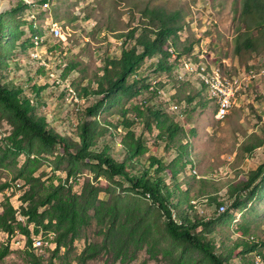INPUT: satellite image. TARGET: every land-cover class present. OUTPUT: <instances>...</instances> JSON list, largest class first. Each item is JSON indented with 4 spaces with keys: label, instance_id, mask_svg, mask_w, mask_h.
<instances>
[{
    "label": "rangeland",
    "instance_id": "rangeland-1",
    "mask_svg": "<svg viewBox=\"0 0 264 264\" xmlns=\"http://www.w3.org/2000/svg\"><path fill=\"white\" fill-rule=\"evenodd\" d=\"M18 1L20 0H0V12L10 9ZM26 1L32 4V7L25 8L18 15L16 12H6L3 16V22L9 16L24 20L20 25L24 33L15 46L7 43V40L2 42L6 55L2 60L0 73L4 82L22 87L27 95L35 99L39 114L44 115L57 131L76 137L77 126L84 115L82 112L96 101V97L85 90L90 92L97 87L95 75L103 74L106 59L119 56L123 46L130 48L134 45L133 39L126 40L120 38V35L133 27L137 29L136 35L141 33V27L147 22L143 17L146 7H159L170 12L180 10L183 24L186 25L180 33L181 40H199L191 52L193 57L212 64V75L219 73L234 80L241 89L236 98L234 97V106L229 115L220 120L217 117L218 110L215 114L216 104L210 98H217L213 87L210 92V84L207 82L211 73L201 70L199 75L208 84L207 96V87L200 89L197 71L200 61L193 63L194 68L184 65L187 62L182 66L178 65L177 69L184 66L191 68L188 78L196 87L193 85L189 90L191 95H194L191 106L196 108L186 112L185 103L177 102L174 96L176 91L178 96H181L183 91L172 87L175 84L173 82L168 84L169 87L163 88L159 95H156L157 98L150 101L160 106L173 121L183 127V158L178 157L175 149H165V142L156 139V130L149 133L142 122H137L132 126V130L137 135H144L149 148L145 156L152 155L161 159L168 168H179L173 182L179 190L170 189L179 209L187 205L184 204L187 197L190 201L193 199V204L198 205L196 209L201 214L210 215L211 218L220 210L216 204L209 202V197L215 195L222 200L228 199L232 188L247 181L249 174L264 162V147L251 154L242 149V144L252 134L264 135V53L258 56L255 62L247 65L242 64L234 55V37L243 30L241 0H48L47 4L40 0ZM34 23L40 31L32 35L30 25L34 26ZM27 39L31 40L32 46L25 50L22 44ZM71 61L76 62L77 67L64 77L65 68ZM150 61L148 60L140 70L141 75L147 74L149 68L151 69L148 65ZM220 65L229 75L217 69ZM155 77L149 75L147 83H155ZM161 77H166V74L158 76L157 79L161 80ZM32 87H39L38 97ZM153 96L154 94L148 91L145 94L146 98ZM140 101L142 95L133 98L128 105ZM215 101L219 104L218 99ZM172 104L179 105V109L184 112V119L175 113ZM119 105L121 106V103L117 102L105 104L97 115L98 120L108 119L117 124L121 121L119 115L115 114ZM95 118L88 117L91 120ZM12 129L13 126L6 119H0V144L3 147H6L4 139L12 133ZM126 131L122 126L119 127L115 138L111 139L113 154L119 160L123 159L120 143ZM103 141H110L109 136L99 138L98 145H102ZM62 153L58 148L52 152L42 150L38 145H27L17 154L8 155L3 161L0 159V211L4 203L9 202L16 209L17 219L26 222L27 217L21 214V210L27 208L30 202L24 197L33 190V185L37 199L46 193L48 186L67 184L66 179L74 177L68 179V184L73 185L72 193L80 195L87 183H90L88 192L93 187L97 203H104V211L110 204L115 203L117 213L116 216L109 217L108 225L112 220L118 230L117 249H125L126 256L114 260L110 252H102L86 262L81 261V255L86 249L99 246L96 249L99 251L105 239L101 232L102 218L94 216V210L88 211L86 221L78 226L74 233L69 232L67 243H62L56 255L54 250L57 248L56 236L59 228L55 221L49 224L45 219L39 233L32 235V246L34 236L49 238L53 235L56 244L48 246L42 252L34 248L35 252H39L37 256L42 257L45 262L53 257L55 264L177 262L183 250L164 234V217L157 218V222L148 230L147 221L137 220L139 212L149 210L151 215L155 214L148 199L131 190H125L130 185L123 178H109L103 170L95 167V162L71 164L61 157ZM69 168L74 170L72 175L68 172ZM20 170L23 172L19 175ZM30 178L40 181L34 184L30 182ZM172 181L167 177V183ZM259 182L260 179L248 191L239 193L241 204L232 207L228 216L213 223L212 230L218 243L233 248L242 239L253 235L264 237V182L254 188ZM4 183L7 184L3 186ZM120 183H123V186ZM228 202L224 201L225 211ZM48 208L50 206H42L39 212L42 213ZM47 224L49 225L45 227ZM30 226L34 230V225ZM243 230H248V233H243ZM0 242H3L0 244V250L9 245L8 253L0 259V264H30L27 252L23 249L27 247L26 235L19 232V235L7 238L6 232H0ZM241 249L242 247L237 248L238 251ZM262 253L264 247L261 253L254 251L243 256L237 255L232 259V264H248L251 259L255 264H264L260 256ZM184 258L187 260L184 264H194L193 260H197L199 255L186 254Z\"/></svg>",
    "mask_w": 264,
    "mask_h": 264
},
{
    "label": "trees",
    "instance_id": "trees-1",
    "mask_svg": "<svg viewBox=\"0 0 264 264\" xmlns=\"http://www.w3.org/2000/svg\"><path fill=\"white\" fill-rule=\"evenodd\" d=\"M40 2L47 4L48 0H40ZM31 5L26 0H20L0 15V70L2 60L6 55V51L2 48V42L7 40L11 46H15L24 33V30L20 29L24 20H16L17 16H9L3 22V16L6 12L21 14L20 12L29 6L32 7ZM240 15L243 30L234 37L233 52L242 64L247 65L250 62H255L257 57L264 53V0H241ZM143 17L147 19V22L141 27L142 31L139 35H136L137 29L134 27L120 35V38L126 40L133 39L134 45L130 48L123 46L119 56L106 59L103 74L101 76L95 75L97 87L90 92L85 90L86 93L94 95L96 101L82 112L84 115L77 126L76 137L57 131L44 115L39 114L38 103H34L35 99L27 95L22 87L4 82L0 73V119H6L13 126L12 133L4 139L6 147L0 144V159L3 161L10 154H17L27 145H38L42 150L52 152L58 148L63 152L61 157L67 159L71 164L93 161L96 163L95 167L103 170L109 178L113 179L117 176L123 178L130 185L125 190H131L148 199L150 207L155 212L154 215H151L149 210L139 212L140 215L137 216V220L140 222L147 221L146 229L148 230L157 222V218L162 219L164 217V234L183 250V254L177 262L171 264H184L183 262L187 261L184 256L192 253L199 255L197 260H193L195 261L194 264H232V259L237 255L243 256L254 251L261 253L264 247V237L260 238L253 235L251 236L253 238L242 239L235 247L228 248L224 243H218L212 225L216 220L228 216L232 207H238L241 204L242 200L239 193L248 191L259 179L261 183L264 182V162L249 174L247 181L232 188L227 201L215 195L209 197V202L216 204L220 210L219 212L216 211L211 218L210 215L201 214L196 209L198 205L193 204V199L190 201L187 197L184 202L187 205H183L179 209L177 206L179 204L173 200L170 190H179L177 184L173 183L179 168H168L161 159L152 155L145 156L149 151L145 137L142 134L137 135L132 130V126L137 122H142L149 133L156 130V139L165 142V149L167 151L175 149L178 157L183 158L182 140L185 136L183 127L173 121L160 106L152 104L150 100L157 98L156 95H159L163 88L169 87L168 84L173 82L175 84L172 87H177L178 90L183 91L181 96H178L179 93L176 91L174 96H176L177 102L185 103L186 112L196 108V106H191L194 101V95H191V90H189L194 85V82L188 78L191 68L187 69L184 66L177 69V67L178 65L182 66L185 62L187 63L184 65L193 67V63H199L201 58L195 59L191 53L194 44L199 40L188 39L185 42L181 40L180 33L186 25L183 24L180 10L170 12L159 7H146ZM34 26L33 24L30 25L32 35L40 31L36 28L37 24L34 23ZM22 45L27 50L30 45L32 46V42L27 39ZM148 60H151L148 64L151 69L149 68L147 74L141 75L140 70ZM197 66L198 76L203 70L212 74V64L200 61ZM76 67V62H69L65 68L64 77L68 76ZM217 69L223 74H227L221 65ZM165 74L166 77H161V80L157 79L158 76ZM149 75L156 76L155 83H147ZM198 78L201 83L200 89L207 87L208 96V84L200 76ZM195 87L194 89H196ZM32 91H35L37 97L39 96V87H32ZM147 91L154 96L146 98ZM141 95L142 101L135 102L131 106L128 105L133 98ZM210 98L216 104V114L219 106L215 98ZM112 102L121 103V106L119 105L120 107L115 111L121 121L117 124L108 119L99 121L97 115L105 104ZM89 116L96 118L91 120L88 119ZM121 126L127 131L121 139L123 159L119 160L113 154L111 139L115 138L117 129ZM105 136H109L110 141H103L102 145L99 146V138ZM260 147H264V135L260 136L257 133L249 136L242 144V149L249 154ZM22 172L20 170L19 175ZM68 172L72 175L74 170L69 168ZM167 177L173 180L172 183L166 182ZM30 180L34 184L40 181L37 178H30ZM260 182L256 183L254 188H257ZM66 183L56 187L48 186L46 193L37 199L34 196L33 185V190L24 197L30 202L27 208L24 207L21 210V214L27 217L26 222L17 219L16 209L9 202L4 203L0 211V232L13 234L18 230L26 235L27 247L24 251L27 252L30 264H55L53 257L45 262L42 257L37 256L38 253L32 248V234L39 233L40 226L45 219L48 220L49 224H53L55 221L59 228L56 236L57 248L54 250V255H56L61 249L62 243H67L66 239L69 232L73 231L74 233V230L86 221L88 211L94 210V216L102 218L103 229L101 232L105 239L100 245L99 251L96 250L99 246L86 249L81 255V261L86 262L102 252H110L114 260L126 256L125 249H117L118 230L113 225V221L110 220L108 225L109 217L116 216L117 213L115 203L110 204L104 211V203H97L93 187L88 192L90 183H87L80 195L72 193L73 185L68 184V178ZM6 184L4 183L3 186ZM120 185L123 186V183ZM96 191H98L97 188ZM203 195L204 192H202ZM224 201L228 202L227 211L223 209L226 205ZM42 206H50V208L41 213L39 208ZM223 211L225 212L220 214ZM31 224L34 225V230L31 229ZM243 233H248V230H243ZM1 243L3 244V242ZM239 247H242L240 251L237 250ZM8 248L9 245H6L0 250V259L8 253ZM262 255L264 254H260L261 258ZM248 264H255V261L251 259Z\"/></svg>",
    "mask_w": 264,
    "mask_h": 264
},
{
    "label": "bare ground",
    "instance_id": "bare-ground-1",
    "mask_svg": "<svg viewBox=\"0 0 264 264\" xmlns=\"http://www.w3.org/2000/svg\"><path fill=\"white\" fill-rule=\"evenodd\" d=\"M55 30L53 29V32ZM59 31V30H58ZM62 31V30H61ZM211 77L208 79V83L210 84V92H211V87H213V91L215 96L218 99V113L217 117L219 119H224L229 113L232 107L234 106V97L236 98L237 93H239L241 87L239 86L238 82L231 80L219 73L216 75L210 74ZM204 76V75H203ZM225 88L228 89V97L226 99V107H222V104L225 102ZM221 109V114L220 113ZM49 237V236H48ZM54 237L51 235L49 238L43 237V236H34V248L37 250H41V245H49L52 246L56 242L53 240ZM48 246H46L47 248ZM50 248V247H49Z\"/></svg>",
    "mask_w": 264,
    "mask_h": 264
},
{
    "label": "built area",
    "instance_id": "built-area-1",
    "mask_svg": "<svg viewBox=\"0 0 264 264\" xmlns=\"http://www.w3.org/2000/svg\"><path fill=\"white\" fill-rule=\"evenodd\" d=\"M57 39H58V42H59V38L57 37ZM229 75V74H228ZM228 89L229 88H225V102L222 104V107L221 108H223V107H226V99H227V97H228ZM172 107H174L175 108V113L180 117V118H182V119H184L185 118V116H184V112L182 111V110H180L179 109V105H175V104H172ZM219 114H221V109H220V113ZM71 178H74V177H70V178H68V179H71ZM13 235H19V231L17 230L15 233H13V234H9V233H6V237L7 238H12V236ZM32 235H34V234H32ZM46 246H50V244L49 245H41V252L44 250V249H46ZM24 248H26V247H23V249ZM32 248H33V250H34V246H32ZM36 253H39V252H36ZM264 254V253H263ZM262 259H263V261H264V255H262Z\"/></svg>",
    "mask_w": 264,
    "mask_h": 264
},
{
    "label": "water",
    "instance_id": "water-1",
    "mask_svg": "<svg viewBox=\"0 0 264 264\" xmlns=\"http://www.w3.org/2000/svg\"><path fill=\"white\" fill-rule=\"evenodd\" d=\"M4 12V10H2L1 12H0V15H1V13H3Z\"/></svg>",
    "mask_w": 264,
    "mask_h": 264
}]
</instances>
